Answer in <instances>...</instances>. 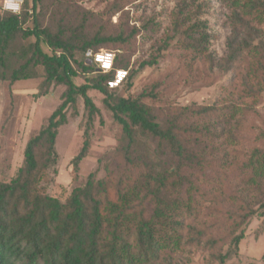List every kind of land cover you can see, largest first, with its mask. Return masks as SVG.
Returning <instances> with one entry per match:
<instances>
[{
    "label": "trees",
    "instance_id": "obj_1",
    "mask_svg": "<svg viewBox=\"0 0 264 264\" xmlns=\"http://www.w3.org/2000/svg\"><path fill=\"white\" fill-rule=\"evenodd\" d=\"M222 1L229 9L230 26L224 58L214 60L208 52L206 20L200 19L199 7L193 8L186 0L181 2L157 52L174 40V44L195 49L225 71L243 62L252 74L258 72V67L264 73V0ZM40 2L24 0L19 15L0 11V80L14 82L42 76L41 85L47 88L65 87L60 104L38 132L28 138L22 165L8 181H0V264H173L171 254L182 245L207 250L213 261L224 264L237 254L244 236L242 227L255 211L244 203L238 208L234 204L225 207L223 201L227 199L216 191L220 179L203 187L207 182V161L197 153L199 132L196 126L180 121L185 112L204 116L215 111L224 117L222 109L183 108L160 122L138 99L115 97L113 92L134 74L113 51L122 47L121 35H94L80 41L64 38L62 31L53 33L41 27ZM27 21L30 26L24 27ZM30 37L34 41L26 50L16 49L17 41ZM41 41L51 48V53L43 50ZM102 45L114 53V68L128 70L125 81L114 89L106 86L112 72L98 71L84 53L88 49L96 52ZM76 52L85 57L76 58ZM158 57L142 61L140 66L153 65ZM92 71L98 74L90 78ZM79 74L85 76L86 82L76 85L73 78ZM46 89L37 91V97L45 95ZM90 89L105 96L103 102L121 125L122 137L113 156L103 164L104 175L99 179L89 175L83 186L74 188L62 201L46 194L42 183L58 158V129L66 124L69 108L76 113V97L81 96L88 124L83 130L82 145L71 159L73 180L76 179L79 163L89 148L88 125L97 111L87 94ZM241 110L232 106L226 120L236 122ZM138 134L157 140L161 147L156 149L155 157L160 161L138 146ZM167 158L175 164L166 166L162 159ZM244 166L251 169V184L256 177L264 178V150L254 148ZM196 167L200 170L195 171ZM190 169L188 175L186 171ZM261 205L264 214V203ZM185 213L201 220L185 226Z\"/></svg>",
    "mask_w": 264,
    "mask_h": 264
},
{
    "label": "rangeland",
    "instance_id": "obj_2",
    "mask_svg": "<svg viewBox=\"0 0 264 264\" xmlns=\"http://www.w3.org/2000/svg\"><path fill=\"white\" fill-rule=\"evenodd\" d=\"M182 1L41 0L38 20L41 27L53 33L62 31L64 38L76 41L94 35H121L124 39L122 47L113 51L128 63L129 71L133 70L134 74L113 95L138 99L160 122L177 115L183 108L216 106L222 109L225 118L215 111L204 116L185 112L180 121L196 126L199 132L197 153L207 161L204 164L207 182L203 187L208 188L210 186L206 184L220 179L216 191L227 199L221 196L225 207L234 204L238 208L240 203H244L255 211L242 227L244 236L237 254L224 264H264V214L261 205L264 203V178L256 177V182L251 184V169L244 166L254 148L264 150V73L256 65L259 70L252 74L243 62L225 71L195 49L174 44V40L158 53ZM186 1L193 8L199 7L200 19L206 20L208 52L214 60L224 58L226 39L230 34L226 3L222 0ZM0 11H3L2 5ZM27 26H30L28 21L24 24ZM33 41V37L21 39L15 44L16 49L26 50ZM41 46L45 52L51 53V48L42 41ZM107 47L101 46L102 49ZM74 55L78 59L85 57L79 52ZM155 55H159L155 64L140 66L142 61H149ZM97 74V71H92L88 77ZM42 81V76L14 82L0 80V181L13 177L22 165L28 138L38 132L61 102L65 87L50 85L47 88L41 85ZM73 81L80 85L86 82V78L79 74ZM44 89L46 94L37 97V91L41 93ZM87 94L97 111L88 125L89 148L79 163L76 179L73 180L71 159L82 145L83 130L88 124L81 96L76 97V113L69 108L66 124L58 129L55 144L58 158L48 171L47 181L42 183L46 194L62 201L74 188L83 186L89 175L93 174L95 179L104 175L103 164L113 156L122 137L121 125L103 102L105 96L92 89ZM234 105L242 110L237 114L236 122H228L226 118ZM195 137L192 135L191 140L194 141ZM137 140L138 146L149 157L160 161L158 156L155 157L156 149L161 147L156 139L138 134ZM136 153H141V150L136 149ZM162 161L166 166L175 164L170 158ZM199 170V167L195 168V171ZM190 171L186 173L189 175ZM183 217L185 226L201 220L186 213ZM171 257L173 264H219L210 258L207 250L186 245Z\"/></svg>",
    "mask_w": 264,
    "mask_h": 264
},
{
    "label": "built area",
    "instance_id": "obj_3",
    "mask_svg": "<svg viewBox=\"0 0 264 264\" xmlns=\"http://www.w3.org/2000/svg\"><path fill=\"white\" fill-rule=\"evenodd\" d=\"M23 2H24V0H23ZM2 9H3V7H2ZM5 11H7V10H5ZM8 12H11V11H8ZM11 13H13V12H11ZM89 52L92 53L91 57H89L88 55H86V56L88 58H90L91 62L95 65V67L98 71H100L102 73L112 72V76L106 80V86L109 89L117 88L125 81V79L128 75V70L125 68H114V66H113V64H114V53L112 51L106 50V49H100L96 52H93L90 49L86 50V53H89ZM97 55L105 56L106 61H107V58L110 56L111 57L110 61H107V62H109L110 66L107 68H104L103 67L104 61L98 62L96 60Z\"/></svg>",
    "mask_w": 264,
    "mask_h": 264
},
{
    "label": "clouds",
    "instance_id": "obj_4",
    "mask_svg": "<svg viewBox=\"0 0 264 264\" xmlns=\"http://www.w3.org/2000/svg\"><path fill=\"white\" fill-rule=\"evenodd\" d=\"M22 3L23 0H0V5H2L4 10L11 11L17 15L21 14V9H22ZM89 57H91L92 53H86ZM111 57L109 56L107 58V61H110ZM96 60L98 62L104 61L103 67L107 68L110 66L109 62L106 61L105 56L103 55H97Z\"/></svg>",
    "mask_w": 264,
    "mask_h": 264
}]
</instances>
